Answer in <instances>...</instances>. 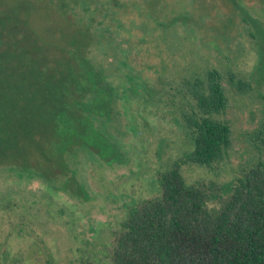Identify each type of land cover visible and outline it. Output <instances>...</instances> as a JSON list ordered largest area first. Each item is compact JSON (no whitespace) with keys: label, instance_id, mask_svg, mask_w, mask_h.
<instances>
[{"label":"rangeland","instance_id":"obj_1","mask_svg":"<svg viewBox=\"0 0 264 264\" xmlns=\"http://www.w3.org/2000/svg\"><path fill=\"white\" fill-rule=\"evenodd\" d=\"M62 1L90 26L89 57L114 86L110 118L94 120L118 154H67L80 191L61 189L62 176L45 184L0 166V264H105L129 207L156 195L157 172L191 150L181 116L188 107L174 94L185 77L222 74L221 117L232 130L224 159L184 164L186 181L228 182L264 160V0Z\"/></svg>","mask_w":264,"mask_h":264},{"label":"trees","instance_id":"obj_2","mask_svg":"<svg viewBox=\"0 0 264 264\" xmlns=\"http://www.w3.org/2000/svg\"><path fill=\"white\" fill-rule=\"evenodd\" d=\"M70 14L62 0H0V166L45 184L62 176L61 189L80 191L66 156L118 154L94 120L110 118L115 90L89 57L90 26ZM222 79L211 68L180 82L191 150L157 172L156 195L129 207L105 264H264V160L228 182L188 183L182 173L184 164L212 167L231 146Z\"/></svg>","mask_w":264,"mask_h":264}]
</instances>
